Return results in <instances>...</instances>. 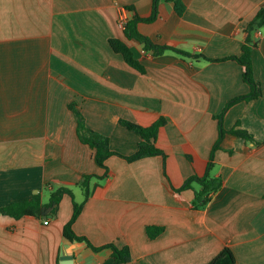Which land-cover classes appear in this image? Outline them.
<instances>
[{"label": "crops", "instance_id": "crops-1", "mask_svg": "<svg viewBox=\"0 0 264 264\" xmlns=\"http://www.w3.org/2000/svg\"><path fill=\"white\" fill-rule=\"evenodd\" d=\"M160 0L153 21L137 30L153 43L178 48L161 54L126 39L117 22L124 10L148 17L152 0H0V205L40 193L43 202L60 185L64 194L53 218L0 214V264H113L110 249L93 251L69 241L62 227L83 192L84 174H102L93 149L80 141L74 105L87 127L106 135L109 147L133 153L140 136L119 122L148 126L165 118L155 144L161 155L132 161L112 154L108 174L91 178L90 195L72 224L93 245H127V264H206L227 246L235 264H264V26L253 32V77L261 95L229 106L214 151L211 175L223 183L207 204L192 206L218 137V115L249 86L239 55L247 23L264 0ZM130 6V8H128ZM122 38L144 65L141 73L114 52ZM221 60H208L205 58ZM240 123L255 142L228 132ZM147 225L163 230L149 238Z\"/></svg>", "mask_w": 264, "mask_h": 264}, {"label": "trees", "instance_id": "trees-1", "mask_svg": "<svg viewBox=\"0 0 264 264\" xmlns=\"http://www.w3.org/2000/svg\"><path fill=\"white\" fill-rule=\"evenodd\" d=\"M160 0H152V10L148 17H140L134 13L130 18L127 19L123 25L122 31L126 39L134 40L142 45L145 51H149L151 54H161L165 50L170 49L180 54H185L184 51L174 48L169 45H160L153 43L146 35L140 33L137 30V23L153 21L157 14V5ZM174 4L175 11L181 14L184 10V4L181 0H171ZM130 8V6H128ZM264 26V5H262L254 14V16L247 23L245 29L244 41L241 46V52L239 55H229L221 59H233L242 66V79L249 86V91L245 94L235 96L231 98L224 106L222 111L215 117L218 119V137L213 144L210 155L208 158L206 170L203 175L192 174L188 176L184 182L174 191L179 192L186 188H191L193 183L198 184L200 187L194 190V200L192 206L194 208H201L207 204L211 199L212 194L217 191L223 183L220 175H211L210 171L214 165V151L219 148L222 136L227 132L222 127V116L224 111L232 104L238 101H248L255 99L261 95V88L259 83L253 77V66L251 60V49L255 45V41L252 37L253 32L259 27ZM108 43L111 49L121 54L124 61L136 69L137 71L144 73V65L134 56L130 46L125 40L119 37H112L108 39ZM208 60H221L217 58H209ZM69 108L73 110L77 120V135L80 141L88 144L93 149V159L95 163L103 169V173L98 174H84L81 176L77 185L83 192V199L80 202L73 201V209L70 218L65 222L62 227V236L69 241L84 242L87 247L93 251L108 248L113 259V264H127L131 260V253L127 245L121 247L117 246L114 242H108L102 245H93L85 236L78 235L73 231L72 224L81 212V209L90 195L89 182L91 178H104L108 174V167L105 164V159L112 155H118L123 157L127 161H132L145 156L161 155L165 157V153L161 148L155 144V139L159 128L165 124V118L159 117L148 126H142L134 122L120 119L119 122L123 124L129 130L136 132L140 136L136 150L128 155H123L112 150L109 147V138L89 127L86 126L83 115L80 111L72 104H69ZM240 123L236 122L235 126L232 127L228 132L242 137L245 140L255 142L251 134L240 128ZM70 194L71 190L66 185H60L49 190L47 201L43 202L40 193H34L28 199L21 201H13L5 205H0V214L8 215L13 218H20L24 215H31L41 218L47 221V217L53 218L57 214V209L61 197L64 194ZM163 230L161 225H147L146 233L149 238L155 237ZM206 264H235V256L231 249L224 246L216 253Z\"/></svg>", "mask_w": 264, "mask_h": 264}, {"label": "built area", "instance_id": "built-area-1", "mask_svg": "<svg viewBox=\"0 0 264 264\" xmlns=\"http://www.w3.org/2000/svg\"><path fill=\"white\" fill-rule=\"evenodd\" d=\"M127 19H128V17H127V13H126V11L122 10V11L119 13L118 17H117V22H118V24H119V26H120L121 28H123V25L125 24V22L127 21ZM43 222L45 223V222H47V221L44 220Z\"/></svg>", "mask_w": 264, "mask_h": 264}, {"label": "water", "instance_id": "water-1", "mask_svg": "<svg viewBox=\"0 0 264 264\" xmlns=\"http://www.w3.org/2000/svg\"><path fill=\"white\" fill-rule=\"evenodd\" d=\"M60 258L64 260L63 264H72L73 255L61 252Z\"/></svg>", "mask_w": 264, "mask_h": 264}, {"label": "rangeland", "instance_id": "rangeland-1", "mask_svg": "<svg viewBox=\"0 0 264 264\" xmlns=\"http://www.w3.org/2000/svg\"><path fill=\"white\" fill-rule=\"evenodd\" d=\"M48 195H49L48 192H45V193H44V195H43V199H44L45 201H47V199H48Z\"/></svg>", "mask_w": 264, "mask_h": 264}]
</instances>
